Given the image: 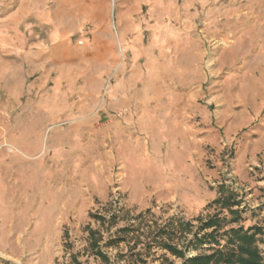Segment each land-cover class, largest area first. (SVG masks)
<instances>
[{
  "label": "rangeland",
  "instance_id": "1",
  "mask_svg": "<svg viewBox=\"0 0 264 264\" xmlns=\"http://www.w3.org/2000/svg\"><path fill=\"white\" fill-rule=\"evenodd\" d=\"M222 188L264 229V0H0V264H180Z\"/></svg>",
  "mask_w": 264,
  "mask_h": 264
},
{
  "label": "trees",
  "instance_id": "2",
  "mask_svg": "<svg viewBox=\"0 0 264 264\" xmlns=\"http://www.w3.org/2000/svg\"><path fill=\"white\" fill-rule=\"evenodd\" d=\"M213 203L219 207L220 212L226 210L228 217L217 213L204 220H198L199 225L195 228L191 222L185 221L169 222L162 227H154L153 240L156 246L170 256L180 259V264H264V259L257 246V236L264 235V229L259 227L244 229L242 226H231L240 220V211L234 209L239 206V202L236 201L233 192L220 189ZM129 230V228L121 229L119 234L129 233ZM89 234L91 239L96 236L93 231ZM178 234L191 235L186 239L183 249H179L170 242L172 237ZM123 240V237H115L106 245L114 246ZM99 242L91 240L95 255L101 260H106L98 248ZM189 251L195 254L188 256ZM160 264H173V262L162 255Z\"/></svg>",
  "mask_w": 264,
  "mask_h": 264
},
{
  "label": "crops",
  "instance_id": "3",
  "mask_svg": "<svg viewBox=\"0 0 264 264\" xmlns=\"http://www.w3.org/2000/svg\"><path fill=\"white\" fill-rule=\"evenodd\" d=\"M45 60H47V57L45 55H42L41 57V61L44 62ZM61 62V61H60ZM68 63V62H67Z\"/></svg>",
  "mask_w": 264,
  "mask_h": 264
}]
</instances>
